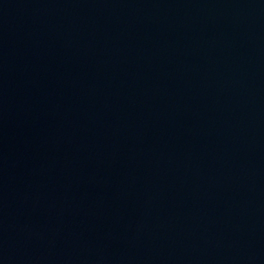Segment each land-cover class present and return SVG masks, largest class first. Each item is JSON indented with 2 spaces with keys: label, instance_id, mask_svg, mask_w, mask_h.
I'll return each instance as SVG.
<instances>
[{
  "label": "water",
  "instance_id": "1",
  "mask_svg": "<svg viewBox=\"0 0 264 264\" xmlns=\"http://www.w3.org/2000/svg\"><path fill=\"white\" fill-rule=\"evenodd\" d=\"M0 264H264V0H0Z\"/></svg>",
  "mask_w": 264,
  "mask_h": 264
}]
</instances>
